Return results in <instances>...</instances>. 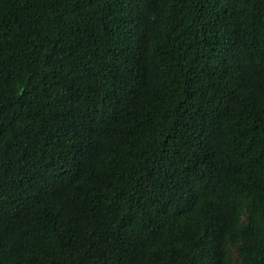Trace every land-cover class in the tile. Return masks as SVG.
Segmentation results:
<instances>
[{
  "label": "trees",
  "instance_id": "obj_1",
  "mask_svg": "<svg viewBox=\"0 0 264 264\" xmlns=\"http://www.w3.org/2000/svg\"><path fill=\"white\" fill-rule=\"evenodd\" d=\"M0 264H264V0H0Z\"/></svg>",
  "mask_w": 264,
  "mask_h": 264
}]
</instances>
